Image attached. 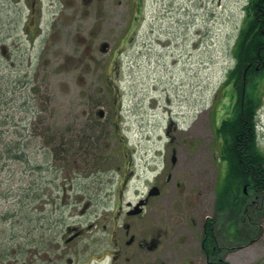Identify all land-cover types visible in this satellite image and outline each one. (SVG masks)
I'll list each match as a JSON object with an SVG mask.
<instances>
[{
	"label": "rangeland",
	"instance_id": "obj_1",
	"mask_svg": "<svg viewBox=\"0 0 264 264\" xmlns=\"http://www.w3.org/2000/svg\"><path fill=\"white\" fill-rule=\"evenodd\" d=\"M248 4L0 0V137L27 143V160L0 172V264H26L42 233L112 210L121 170L131 200L165 168L171 185L215 180L208 109Z\"/></svg>",
	"mask_w": 264,
	"mask_h": 264
},
{
	"label": "flooded vegetation",
	"instance_id": "obj_2",
	"mask_svg": "<svg viewBox=\"0 0 264 264\" xmlns=\"http://www.w3.org/2000/svg\"><path fill=\"white\" fill-rule=\"evenodd\" d=\"M250 1V61L238 40L234 83L208 109L215 180L171 185L165 168L131 200L121 170L112 210L42 233L26 264H264V0Z\"/></svg>",
	"mask_w": 264,
	"mask_h": 264
},
{
	"label": "trees",
	"instance_id": "obj_3",
	"mask_svg": "<svg viewBox=\"0 0 264 264\" xmlns=\"http://www.w3.org/2000/svg\"><path fill=\"white\" fill-rule=\"evenodd\" d=\"M252 1H249L247 5L246 11V21L245 25L241 30L239 43L241 44L242 53H240V57L243 58L247 63L250 61V53H251V45H250V36L252 32ZM237 54V52H236ZM236 76V69H232L229 71L228 81L226 84L230 85L234 82ZM230 83V84H229ZM226 95V94H225ZM4 130H0V133H3ZM27 145L26 140L23 138L21 140L15 139H4L0 137V172L4 170V165L8 161L20 160L26 161L27 152L25 151V146ZM1 181V180H0ZM4 197L9 196L8 193H2Z\"/></svg>",
	"mask_w": 264,
	"mask_h": 264
},
{
	"label": "water",
	"instance_id": "obj_4",
	"mask_svg": "<svg viewBox=\"0 0 264 264\" xmlns=\"http://www.w3.org/2000/svg\"><path fill=\"white\" fill-rule=\"evenodd\" d=\"M107 47H108V43H107V42L103 43V44H102V51H106V48H107ZM103 114H104L103 111H101V112H100V115L103 116ZM172 159H173V162L176 161V155H175V153L173 154Z\"/></svg>",
	"mask_w": 264,
	"mask_h": 264
},
{
	"label": "bare ground",
	"instance_id": "obj_5",
	"mask_svg": "<svg viewBox=\"0 0 264 264\" xmlns=\"http://www.w3.org/2000/svg\"><path fill=\"white\" fill-rule=\"evenodd\" d=\"M33 19V18H32Z\"/></svg>",
	"mask_w": 264,
	"mask_h": 264
}]
</instances>
